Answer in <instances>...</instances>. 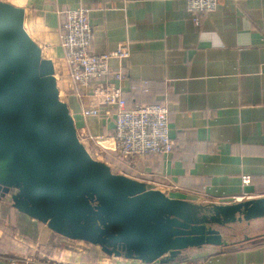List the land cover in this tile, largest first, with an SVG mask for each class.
<instances>
[{"label": "crops", "instance_id": "crops-1", "mask_svg": "<svg viewBox=\"0 0 264 264\" xmlns=\"http://www.w3.org/2000/svg\"><path fill=\"white\" fill-rule=\"evenodd\" d=\"M7 1L24 10L26 33L53 63L60 100L82 141L106 138L112 148L114 126L109 108H99V118L81 116L92 91L78 98L63 68L60 26L65 12L79 7L89 10L93 53L127 44L129 58L112 64L125 74L127 107L158 104L169 112L173 152L132 160L131 178L198 206L264 197V0H223L198 23L186 0ZM254 223L264 228V219L248 225ZM227 243L150 264H264V230ZM0 264L146 263L62 237L0 194Z\"/></svg>", "mask_w": 264, "mask_h": 264}, {"label": "water", "instance_id": "water-1", "mask_svg": "<svg viewBox=\"0 0 264 264\" xmlns=\"http://www.w3.org/2000/svg\"><path fill=\"white\" fill-rule=\"evenodd\" d=\"M0 194L62 237L146 264L226 247L221 230L264 219V197L198 206L92 159L60 100L53 63L24 29V10L1 0Z\"/></svg>", "mask_w": 264, "mask_h": 264}, {"label": "built area", "instance_id": "built-area-1", "mask_svg": "<svg viewBox=\"0 0 264 264\" xmlns=\"http://www.w3.org/2000/svg\"><path fill=\"white\" fill-rule=\"evenodd\" d=\"M222 1L186 0L187 11L192 15V20L198 23L202 17L214 13ZM88 13L85 7L68 10L60 26L62 64L67 78L78 98L84 92L88 94L89 90L92 91L89 95L91 107L82 109L81 116L84 119L99 118V108L113 110L106 114L114 126L111 136L113 147L109 151L126 169H132L131 162L135 159L169 155L174 150V143L169 136L168 109L158 104L127 107L121 86L125 74L123 69H114L112 66L116 60L129 58L127 44H120L113 52L93 53ZM66 85L63 84L64 87ZM78 138L82 142V138ZM105 139L96 138L97 141ZM250 182L249 176L241 177L243 186Z\"/></svg>", "mask_w": 264, "mask_h": 264}, {"label": "rangeland", "instance_id": "rangeland-1", "mask_svg": "<svg viewBox=\"0 0 264 264\" xmlns=\"http://www.w3.org/2000/svg\"><path fill=\"white\" fill-rule=\"evenodd\" d=\"M1 1L8 2L7 0ZM62 88L64 87L62 86ZM82 144L86 148L92 159L107 165L113 174L124 175L133 178V176L128 173V170L125 168L123 163H120V161L115 158L116 156L111 151H109L110 147L106 141H82ZM263 230L264 228L262 226L255 225V223L252 225L242 223L232 225L229 228L221 230V232L223 238L231 243L237 241L241 242L242 240H244L245 237L254 236L260 231L262 232Z\"/></svg>", "mask_w": 264, "mask_h": 264}, {"label": "trees", "instance_id": "trees-1", "mask_svg": "<svg viewBox=\"0 0 264 264\" xmlns=\"http://www.w3.org/2000/svg\"><path fill=\"white\" fill-rule=\"evenodd\" d=\"M123 96H124V98H125V95L123 94ZM125 100H126V98H125ZM127 104V103H126ZM144 106H146V105H144Z\"/></svg>", "mask_w": 264, "mask_h": 264}]
</instances>
